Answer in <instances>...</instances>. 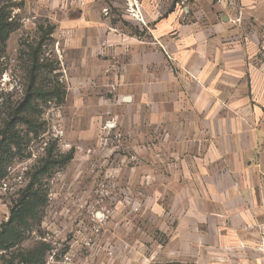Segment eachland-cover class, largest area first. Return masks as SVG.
<instances>
[{"label": "crops", "instance_id": "1", "mask_svg": "<svg viewBox=\"0 0 264 264\" xmlns=\"http://www.w3.org/2000/svg\"><path fill=\"white\" fill-rule=\"evenodd\" d=\"M138 3L141 20L127 0L26 2L53 28L72 131L113 134L96 160L141 199L113 261L264 264V0Z\"/></svg>", "mask_w": 264, "mask_h": 264}, {"label": "rangeland", "instance_id": "2", "mask_svg": "<svg viewBox=\"0 0 264 264\" xmlns=\"http://www.w3.org/2000/svg\"><path fill=\"white\" fill-rule=\"evenodd\" d=\"M26 2L3 1L6 11L10 12L9 21H13L18 28L10 34L6 50L0 56V127L10 107L18 105L25 95L31 48L41 35L42 22L34 19L33 7L26 5ZM43 27L47 28V25ZM49 53L50 41L47 39L42 57L52 62L54 60ZM59 77L58 69H44L37 79V85L51 88ZM58 83L66 91L65 82ZM40 109L42 114L39 123H42L43 128L38 135L31 132L26 136L23 149L12 158L7 176L0 182V223L8 218L15 200L31 181L32 172L46 157L49 149H52L54 157L71 155L64 166H57L50 176L42 178L41 188L47 193L44 214L40 225L27 232L20 250H30L40 243H46L49 250L45 264H86L88 257L100 253L101 264H116L113 260L118 250L113 244V227H122L127 232L129 218L140 215L141 205L138 202L141 199L126 193L116 194V181L109 172L112 167L105 168L96 160L100 154L97 142L105 143L102 145L106 147L110 145L109 138L113 134H95L86 140L81 138V134L74 133L70 120L66 118L68 110L65 98L63 102L55 98L43 101ZM76 121L86 125L89 119ZM105 125L110 127L115 123L109 120ZM19 128L26 134V126ZM108 153V158H112V150ZM88 158L94 161L82 164ZM124 169L127 171L128 167ZM107 172L109 174L105 179L103 173ZM124 174L121 183L126 187L128 175L126 172ZM139 223L142 224V220ZM124 247L126 249H121L122 254L125 252L128 256V247Z\"/></svg>", "mask_w": 264, "mask_h": 264}, {"label": "trees", "instance_id": "3", "mask_svg": "<svg viewBox=\"0 0 264 264\" xmlns=\"http://www.w3.org/2000/svg\"><path fill=\"white\" fill-rule=\"evenodd\" d=\"M3 1L7 0H0V56L6 50L10 34L18 28L13 21H9L10 12L6 11ZM52 30L49 25L47 28L41 27L39 41L31 48L25 95L18 105L10 107L7 118L0 127V182L7 176L12 158L23 149L26 136L31 132L38 135L43 128L42 123H39L42 114L41 102L53 98L63 102L65 98L66 91L59 85V80L51 88L37 85V79L44 69L49 71L58 69L56 61L48 62L42 57L43 45L50 39ZM20 126H26V134L21 131ZM71 157V155L54 157L52 149H49L46 157L32 172L31 181L15 200L8 218L0 223V264L46 263V254L49 250L46 243H40L26 251H21L20 247L26 240L27 232L40 225L44 214L47 193L41 188L42 178L50 176L57 166H64Z\"/></svg>", "mask_w": 264, "mask_h": 264}, {"label": "built area", "instance_id": "4", "mask_svg": "<svg viewBox=\"0 0 264 264\" xmlns=\"http://www.w3.org/2000/svg\"><path fill=\"white\" fill-rule=\"evenodd\" d=\"M127 4H128L129 13L133 17L141 20L142 14H141L140 5L138 3V0H127ZM259 232H260V236H259V241L257 243L256 249L261 254L263 261H264V222L261 223Z\"/></svg>", "mask_w": 264, "mask_h": 264}]
</instances>
